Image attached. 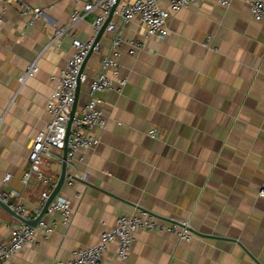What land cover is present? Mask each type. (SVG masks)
Instances as JSON below:
<instances>
[{
  "label": "crops",
  "instance_id": "crops-1",
  "mask_svg": "<svg viewBox=\"0 0 264 264\" xmlns=\"http://www.w3.org/2000/svg\"><path fill=\"white\" fill-rule=\"evenodd\" d=\"M21 1L45 18L29 26L12 0H0V194L16 192L13 202L34 217L41 194L53 189L34 175L23 182L28 156L52 120L46 101L73 52L72 39L93 40L97 11L85 14L76 0ZM127 1L120 0L113 31L105 30L84 66L76 112L91 80L111 76L104 60L118 64L125 85L99 94L105 126L91 130L99 144L76 151L66 165L72 180L58 197L69 203V221L63 225L58 212H47L41 221L50 234L36 230L7 264H66L118 217L139 210L188 223L193 239L138 230L128 258L119 261L112 244L106 264H264V20H253L248 0L227 6L196 0L170 13L167 34L158 39L136 19L121 21L118 10ZM170 1L157 4L168 10ZM75 10L82 18L49 46L54 28L68 27ZM116 37L142 48L113 47ZM31 64L36 73L19 83ZM61 155L52 149L43 159V174L55 184ZM17 223L0 209V244Z\"/></svg>",
  "mask_w": 264,
  "mask_h": 264
},
{
  "label": "built area",
  "instance_id": "built-area-1",
  "mask_svg": "<svg viewBox=\"0 0 264 264\" xmlns=\"http://www.w3.org/2000/svg\"><path fill=\"white\" fill-rule=\"evenodd\" d=\"M12 1L16 4L20 15L28 18L29 26L45 18L42 10L29 8L21 0ZM76 1L83 5L82 8L85 14L97 11V15L93 21L94 31L97 32L117 0ZM195 1L171 0L169 9L165 10L158 6L157 0H128L119 7L118 15L125 24L135 19L138 20L144 26L147 37L164 39L167 34L166 21L170 13L186 8ZM214 1L221 6L228 5V0ZM248 4L253 20L256 22L263 21L264 0H248ZM81 18L82 16L79 11H73L68 27L54 28L53 38L48 45L56 44ZM113 29L114 26L108 24L107 30L113 31ZM92 42L93 40L81 42L77 39H72L73 52L65 68L60 72L58 78L55 79V88L46 101V110L52 116V120L46 126V130L39 132L34 138L32 150L28 156L29 173L24 176L23 182H26L31 175H34L44 186H49L52 190L55 183L50 177L45 176L42 171L44 156L48 155L50 150L53 149L62 153L66 145V165H68L73 161L76 151L92 149L99 144L98 138L91 133V130L103 129L105 126L104 116L100 109L102 101L99 94L111 91L118 92L125 85V80L118 78V64L109 59L102 62V69L104 71L111 69V76L101 72L91 80L88 87V99L80 111L74 114L65 144L67 121L73 104L76 79L80 67L88 55ZM121 43L127 44L132 51L142 48L141 43L124 41L120 37L114 39L113 47ZM36 71V65L31 64L18 78L19 83H23L27 78L34 76ZM114 79H116V84L113 81ZM83 81L84 75L81 76V82ZM148 134L151 138H156L157 136L154 130L149 131ZM61 157L62 155L58 157L60 162H62ZM8 178L9 175H6L4 181H7ZM85 179V175L80 177V180L85 181ZM65 180L71 181L72 177L66 174ZM49 194L50 191H44L41 194L39 210L34 217H30L23 207L13 202L17 198V193L14 191L1 193L0 203L7 206L9 210L20 216L23 220H34L37 218ZM259 196L264 198V191H261ZM48 212H58L63 225L68 223L71 215L68 201L58 196L48 206ZM36 230H42L45 236L52 231L51 227H48L41 220L37 222L35 227L20 222L12 226L8 243L0 244V264H7L14 255L27 247L32 242ZM138 230L173 234L178 240L183 242H190L194 237L190 226L184 221L170 220L166 222L148 212L139 210L136 214L118 217L115 220L114 226L105 230L100 235L96 244L85 249L74 250L71 259L66 264H106L104 256L112 244L116 247V258L121 262L125 261L134 242V233Z\"/></svg>",
  "mask_w": 264,
  "mask_h": 264
},
{
  "label": "water",
  "instance_id": "water-1",
  "mask_svg": "<svg viewBox=\"0 0 264 264\" xmlns=\"http://www.w3.org/2000/svg\"><path fill=\"white\" fill-rule=\"evenodd\" d=\"M119 2H120V0L116 1V3L110 9V11H109L105 21L103 22V24L100 26V28L97 30V32H95L94 38H93V42H92V45H91V47L89 49L88 55L85 58V60H84L83 64L81 65V67H80V70H79V73H78V76H77V79H76V87H75L73 104H72V107H71V110H70V114H69V117H68V121H67L65 144L67 142L69 130H70L71 123H72V118H73L74 114L76 113V108H77V105H78L79 88H80V83H81V76L83 75V71H84V66H85L86 61L88 60L89 56L91 55V53L98 46V43H99V40H100L102 34L107 29V26L110 23V20H111L112 16L117 11ZM61 159H62V163H61V171H60L59 178H58V180H57L52 192L49 194V197L47 198V200L44 202L43 206L41 207L40 212H39V214H38L36 219H34V220H23L20 216H18L17 214H15L11 210H9L7 206H5V205H3L1 203H0V209L3 210L8 215H10L16 221H18L20 223H24L26 225H29L31 227H35L37 222L40 221L43 218V216L48 212V206L59 195V192H60L61 188L63 187V185L65 183V175H66V145H65V147H64V149L62 151Z\"/></svg>",
  "mask_w": 264,
  "mask_h": 264
}]
</instances>
